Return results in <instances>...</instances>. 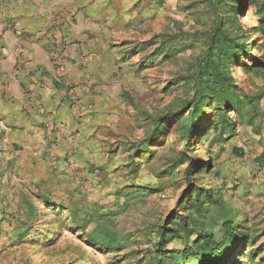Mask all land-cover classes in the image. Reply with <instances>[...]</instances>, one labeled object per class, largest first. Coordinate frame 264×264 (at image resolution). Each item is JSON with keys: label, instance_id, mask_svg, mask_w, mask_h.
I'll use <instances>...</instances> for the list:
<instances>
[{"label": "rangeland", "instance_id": "374dc122", "mask_svg": "<svg viewBox=\"0 0 264 264\" xmlns=\"http://www.w3.org/2000/svg\"><path fill=\"white\" fill-rule=\"evenodd\" d=\"M107 1L97 13L110 14L115 74L108 89L93 92L96 117L74 132L79 147L64 155L33 153L31 137L0 135V264H157L156 231L178 212L190 182L221 198L201 217L193 215V225L219 235L223 221L235 218L247 233L236 264H247L252 252L256 259L250 264H264V50L234 66L239 92L257 96L256 109L245 108V121L233 115V135L212 144L217 132L205 143L201 139L213 122L209 108L185 150L188 102L196 97L185 77L198 70L214 32L211 1ZM256 14L252 6L241 19L255 26ZM156 35L166 47L183 51L139 69L145 53H134L132 46ZM124 55H129L125 61ZM254 62L263 70L245 72L243 66ZM168 112L178 113L153 137L154 120ZM210 152L213 167L202 175L196 167L206 166ZM190 166L195 170L188 180ZM71 209L86 219L84 228L72 222ZM185 243L177 238L168 247L181 250ZM174 259L180 254L164 262Z\"/></svg>", "mask_w": 264, "mask_h": 264}, {"label": "crops", "instance_id": "0c3cea01", "mask_svg": "<svg viewBox=\"0 0 264 264\" xmlns=\"http://www.w3.org/2000/svg\"><path fill=\"white\" fill-rule=\"evenodd\" d=\"M106 1L0 0L1 136L31 137L33 153L79 147L115 74Z\"/></svg>", "mask_w": 264, "mask_h": 264}, {"label": "trees", "instance_id": "16d2710c", "mask_svg": "<svg viewBox=\"0 0 264 264\" xmlns=\"http://www.w3.org/2000/svg\"><path fill=\"white\" fill-rule=\"evenodd\" d=\"M215 11V29L210 35L207 50L204 58L199 63L198 70L186 76L187 82H192L195 86V99L189 101L191 109L188 110L186 122L183 127L186 143L185 150L193 143V134L208 109L214 113L213 122L202 134L201 139L208 141L212 131L217 132V136L211 141L212 144L226 140L233 135L235 122L230 118L236 115L239 121H245V116L249 112L245 111L248 106L256 109L255 99L257 96H250L244 92H239L237 78L234 73V66L238 61L249 59L264 50V0H210ZM256 9L257 24L246 26L241 17L250 7ZM161 36L156 35L151 39L133 44L134 53H145L143 61L140 62L139 69L146 67L144 63H157L177 56L183 50L174 46L166 47L160 40ZM256 39V40H255ZM261 39L262 43L255 42ZM154 46L152 50L149 47ZM129 52V51H128ZM129 55H124V61ZM264 65V63H263ZM245 72L259 73L263 69L255 64L243 66ZM229 112H233L230 114ZM178 112H168L154 120L153 137H157L164 129H167L168 119H175ZM217 117V118H216ZM235 117V116H234ZM255 116H249L248 121L253 124ZM203 143V144H204ZM151 145V139L145 142ZM142 150L141 155H143ZM139 157V156H138ZM211 152L204 162L206 166L197 165V171L205 174L213 167ZM136 164L137 159L133 160ZM194 168L190 166L186 169V178L192 179ZM132 173L136 171L134 164H131ZM192 188L184 203L179 206L178 212L172 214L167 225H160L157 234L155 251L158 253L157 264H166V258H172L175 254H180V259H174L171 264H233L237 263L240 243L247 238V233L239 226L235 218H230L222 223V231L219 235L209 233L201 225H193L196 220L193 215L202 216L209 211L210 206L219 204L221 198L215 195L211 188L202 184L189 183ZM46 203L51 202L45 198ZM65 209L61 212H65ZM59 212L58 208L55 209ZM72 222L79 228H84L85 218H80L74 209L70 211ZM186 240L185 246L180 250L169 248L168 244L174 239ZM249 238V237H248ZM93 245H102V240L97 237L88 236ZM249 240H246V242ZM109 248L114 247L112 243ZM257 250V249H256ZM258 250H261L259 247ZM236 254V255H235ZM234 256V257H233ZM166 257V258H164ZM231 257H233L231 259ZM248 263L255 261L254 253L248 256ZM242 264V263H241Z\"/></svg>", "mask_w": 264, "mask_h": 264}]
</instances>
